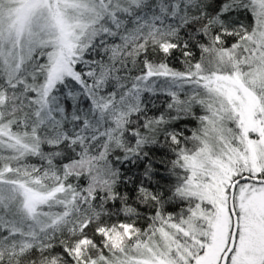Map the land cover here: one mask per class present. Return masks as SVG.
I'll list each match as a JSON object with an SVG mask.
<instances>
[{"label": "trees", "instance_id": "trees-1", "mask_svg": "<svg viewBox=\"0 0 264 264\" xmlns=\"http://www.w3.org/2000/svg\"><path fill=\"white\" fill-rule=\"evenodd\" d=\"M105 1L114 18L76 59L79 80L70 76L69 88L57 82L44 99L51 47L38 46L32 64L16 69L4 36L5 0H0V173L72 196L37 234L18 239L20 233L0 220V264H110L137 239L161 230L174 232L177 244L195 250L197 245L174 225L208 239L207 222L196 214V201L185 186L184 155L214 97L226 106L224 98L214 92L182 104L173 91L139 89L137 78L155 65L188 74L235 70L215 65L217 58H236V69L244 74L245 63L264 47V0ZM92 91L107 101L106 108ZM181 95L186 102L188 94ZM48 98L52 114L42 109ZM161 118L171 122L142 141L149 135L147 123ZM231 124L238 127L233 113ZM15 140L21 144H11ZM243 174L249 173L236 177ZM23 191L0 216L10 219L27 210ZM0 197L5 199L4 188ZM25 223L23 228L29 227ZM109 227L130 231L120 247L105 242Z\"/></svg>", "mask_w": 264, "mask_h": 264}, {"label": "rangeland", "instance_id": "rangeland-1", "mask_svg": "<svg viewBox=\"0 0 264 264\" xmlns=\"http://www.w3.org/2000/svg\"><path fill=\"white\" fill-rule=\"evenodd\" d=\"M113 18L114 13L105 0H5L2 20L10 61L20 69L32 64V55L38 46L51 47L49 56L53 63L44 86L43 98L46 99L45 95L57 82L69 88L68 78L79 80L74 70L76 59L92 37L103 31ZM262 19L263 30L260 33L264 46V11ZM220 61L217 58L214 64H229L235 70L188 74L155 65L137 78L136 84L139 89H145L146 85L150 88L147 90L173 91L175 100L182 104L203 101L214 92L224 98L226 106L214 97L204 121L189 141L190 152L184 155L189 176L185 186L196 201V214L207 222L208 239L201 241L174 225L179 235L187 234L197 245L195 250L177 244L174 232L161 230L137 239L128 253L118 256L110 264H219L233 223L228 203L231 183L243 171L252 175L264 171V47L245 63L244 74L236 69L239 64L236 58L230 62L228 59ZM92 92L100 106L106 108L107 101L97 92ZM183 93L188 94L186 102L182 98ZM89 98L94 100L92 96ZM53 100L56 101L55 97ZM49 102L48 98L42 108L46 114L53 113ZM232 113L238 127L231 124ZM101 119H104L103 114ZM170 122L171 119L161 118L147 123L149 135L142 141L156 137ZM11 144L21 143L15 140ZM18 179V175L0 173V180H3L0 188L5 189V199L0 197V212L5 210V204L20 200L22 190L27 210L24 213L19 211L10 219L0 216V220L5 222V227H12L20 233L18 239H21L33 232L39 233L52 219L59 217L58 214L54 216L55 208L68 205L72 196L64 190L43 191L40 186L35 188ZM234 205L239 229L228 264H264V183L241 182L236 188ZM24 221L29 227L23 228ZM128 231L109 227L105 230V242L109 246L120 247L127 240ZM81 246L82 243L77 245V251ZM198 247H202V251H197Z\"/></svg>", "mask_w": 264, "mask_h": 264}, {"label": "water", "instance_id": "water-1", "mask_svg": "<svg viewBox=\"0 0 264 264\" xmlns=\"http://www.w3.org/2000/svg\"><path fill=\"white\" fill-rule=\"evenodd\" d=\"M243 181H253V182H257V183H264V176H254L251 174H243V175L236 177L233 180V182L231 183V186L229 188L228 203H229V210H230V213L232 215L233 223H232V229H231L230 237L228 240V244H227L224 252L221 255L219 264H227L228 263V259L231 255L233 249L235 248V245H236L237 234H238V229H239V219H238V215L235 211L234 200H235L236 187L240 182H243Z\"/></svg>", "mask_w": 264, "mask_h": 264}]
</instances>
